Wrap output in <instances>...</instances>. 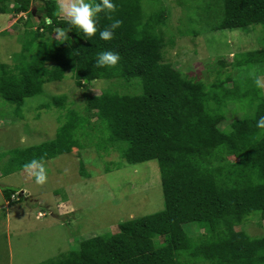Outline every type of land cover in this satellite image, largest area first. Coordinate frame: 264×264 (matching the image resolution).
Listing matches in <instances>:
<instances>
[{"label": "trees", "instance_id": "16d2710c", "mask_svg": "<svg viewBox=\"0 0 264 264\" xmlns=\"http://www.w3.org/2000/svg\"><path fill=\"white\" fill-rule=\"evenodd\" d=\"M112 2L115 11L99 13L98 32L89 37L60 16L58 0H0V14L26 15L19 17L25 27L18 35L15 64H0V99L16 114L18 105L68 73L82 88L97 80L112 85L102 95L87 97L82 109L71 107L67 94L54 95L50 104L60 109L62 123L55 138L0 154L1 176L26 170L33 159L42 163L80 150L86 139L95 140L102 155L120 154L107 171L155 159L161 173L163 210L86 238L78 250L48 264H264V235L243 229L253 218L264 220V130L256 128L264 116L260 88L242 90V78L234 82L235 91L229 90L224 80L234 81L232 73L219 68H214L215 80L226 73L219 91L190 77L167 58L176 37L184 34L170 27L159 0ZM207 8L216 19L210 21L212 31L264 27V0H210ZM44 15L52 24L43 22ZM114 19L122 24L111 40H101L99 30ZM57 29L64 33L60 38ZM102 51L118 53V64L95 67ZM233 57L232 63L215 62L234 71L263 66L264 47ZM241 98L254 103V114L222 128L223 106ZM80 164L81 174L90 177ZM3 193L12 202L16 190L6 187Z\"/></svg>", "mask_w": 264, "mask_h": 264}, {"label": "rangeland", "instance_id": "374dc122", "mask_svg": "<svg viewBox=\"0 0 264 264\" xmlns=\"http://www.w3.org/2000/svg\"><path fill=\"white\" fill-rule=\"evenodd\" d=\"M209 2L159 0L168 12L170 27L177 28L178 34H184L176 37L167 58L177 69L206 81L210 88L215 85L218 91L217 85L229 72L234 79L224 80V86L229 90H234L237 79L242 78V90L248 85L257 88L254 81L257 77L264 78V65L234 71L230 65L223 66L215 61L224 58L227 63H232L234 54L263 48L264 27L212 31L210 21L216 19L212 15L213 9L207 8ZM20 16L26 18L25 14L14 17L0 14V64L16 62L13 56L21 49L18 35L25 27V19L19 20ZM60 16L69 18L61 13ZM6 31L10 33L6 34ZM55 36L61 37L57 31ZM214 68L226 71L218 79L221 82L215 80ZM249 77L252 79L245 80ZM111 86V82L97 80L82 88L68 73L64 80L46 84L41 95L26 99L22 106L16 105L18 114L14 106L0 99V154L55 138L62 123L59 121L60 109L50 104L54 95L67 94L68 104L82 109L87 97L102 95ZM260 90L264 98V89ZM247 100L235 99L223 106L220 113L222 128L254 114V103ZM83 114L87 115V112L83 110ZM91 121L94 123L97 118L93 117ZM94 141L86 139L84 148H73L70 153L42 162L47 175L44 184H37L28 170L0 176V264H48L61 260L78 250L82 240L116 232L125 220L165 208L157 160L126 164L107 171V164L120 160V154L111 150L110 154L102 155ZM81 162L90 177L81 174ZM6 187L16 190L17 197L12 202L9 200L7 206L3 193ZM243 229L252 236L264 235V220L253 218Z\"/></svg>", "mask_w": 264, "mask_h": 264}, {"label": "clouds", "instance_id": "9594fccd", "mask_svg": "<svg viewBox=\"0 0 264 264\" xmlns=\"http://www.w3.org/2000/svg\"><path fill=\"white\" fill-rule=\"evenodd\" d=\"M59 13L69 17V23L77 27L85 36H94L98 32L97 21L98 14L102 11L107 15L115 11V5L112 0H99V3L90 2V0H60ZM45 24H52V18L48 15L43 16ZM122 21L119 19L112 20L108 27L99 30V38L101 40H111L115 29L120 27ZM57 35L63 36L64 33L57 29ZM120 55L113 51H102L97 53L95 67H114L118 64ZM257 88L264 89V78L257 77L254 81ZM256 128L264 130V116L259 117L256 121ZM40 160L33 159L24 165V168L35 177L37 184H44L47 179L45 167L39 162ZM17 199V198H16Z\"/></svg>", "mask_w": 264, "mask_h": 264}, {"label": "crops", "instance_id": "0c3cea01", "mask_svg": "<svg viewBox=\"0 0 264 264\" xmlns=\"http://www.w3.org/2000/svg\"><path fill=\"white\" fill-rule=\"evenodd\" d=\"M0 176H1V175H0ZM2 177H3V176H1V178H2ZM0 189H1V187H0ZM8 202H9V201H6V206L8 205Z\"/></svg>", "mask_w": 264, "mask_h": 264}, {"label": "built area", "instance_id": "2783aa9c", "mask_svg": "<svg viewBox=\"0 0 264 264\" xmlns=\"http://www.w3.org/2000/svg\"><path fill=\"white\" fill-rule=\"evenodd\" d=\"M17 197L15 195L12 196V199H16Z\"/></svg>", "mask_w": 264, "mask_h": 264}]
</instances>
